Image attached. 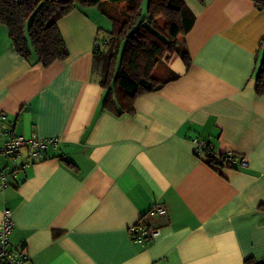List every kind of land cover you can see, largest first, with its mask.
Returning a JSON list of instances; mask_svg holds the SVG:
<instances>
[{"label":"crops","instance_id":"1","mask_svg":"<svg viewBox=\"0 0 264 264\" xmlns=\"http://www.w3.org/2000/svg\"><path fill=\"white\" fill-rule=\"evenodd\" d=\"M183 2L194 14L183 36L189 66L165 54L166 72L179 77L139 95L132 112H121L115 92L104 103L94 48L113 24L97 6L58 21L69 54L48 66L21 56L0 23L4 129L58 139L41 160L22 147L16 161L28 165L0 192V220L11 211L9 244L24 249V264L264 260V93L255 89L264 0ZM194 139L211 155L197 154ZM227 154L248 166H220ZM10 166L0 154V169ZM154 204L166 213L148 215ZM136 223L159 235L135 244Z\"/></svg>","mask_w":264,"mask_h":264},{"label":"trees","instance_id":"2","mask_svg":"<svg viewBox=\"0 0 264 264\" xmlns=\"http://www.w3.org/2000/svg\"><path fill=\"white\" fill-rule=\"evenodd\" d=\"M103 3L111 4L113 12H109L112 7L101 8ZM80 6L99 7L113 24L94 48L99 82L109 91L105 104L111 105L110 94L115 92L121 106H125L121 112H132L139 95L176 80L179 75L171 70L158 72L159 65L165 64V54H177L189 66L183 36L192 27L194 14L183 0H0V23L21 56L48 66L68 56L58 21ZM115 9L120 13L116 14ZM255 89L258 94L264 93V50ZM258 209L264 212V202ZM243 264H264V260L247 258Z\"/></svg>","mask_w":264,"mask_h":264},{"label":"built area","instance_id":"3","mask_svg":"<svg viewBox=\"0 0 264 264\" xmlns=\"http://www.w3.org/2000/svg\"><path fill=\"white\" fill-rule=\"evenodd\" d=\"M4 119V116L0 115V136L7 135L0 146V154L4 157H8L12 166H10V169H0V192H2L4 187L7 186V180L9 177L14 175L20 167L28 165V162L18 164L16 161L17 155L22 147L27 148L29 154L33 158L41 160L46 150L49 148H56L58 145L57 138H25L24 136L9 134V131L4 129ZM193 142L195 144L197 154H210V149H208L206 142L198 139H194ZM230 161H232V163H238L241 168L248 166L246 158H237L232 154H227L225 157H222L220 166H224L226 163H230ZM165 213L166 209L161 204H154L148 211V215L150 216H162ZM14 225L11 211L7 209L3 210V217L0 220V264H24L27 260V255L24 249L12 248L9 244L10 234ZM128 231L132 241L139 246H145L149 242L154 241L159 235L158 228H150L140 223L132 225L129 227Z\"/></svg>","mask_w":264,"mask_h":264},{"label":"rangeland","instance_id":"4","mask_svg":"<svg viewBox=\"0 0 264 264\" xmlns=\"http://www.w3.org/2000/svg\"><path fill=\"white\" fill-rule=\"evenodd\" d=\"M100 6H101V8H105V9H108V10H109V7H112L111 4L109 5V4H107V3L100 4ZM117 7H119V6H117ZM98 8H99V7H98ZM99 9H100V8H99ZM113 10H114V8L112 7V9L109 10V12L112 13ZM115 10L117 11L116 14L120 13V10H119V9H115ZM142 10H143V12L145 11V1H144L143 4H142ZM100 11L102 12L101 9H100ZM121 19H123V18H121ZM110 28H111V27H110ZM110 28H109V29H110ZM108 31H109V30H108ZM163 66H165V64H160V65H159V67H158V72H159L160 70H164V69H165Z\"/></svg>","mask_w":264,"mask_h":264}]
</instances>
